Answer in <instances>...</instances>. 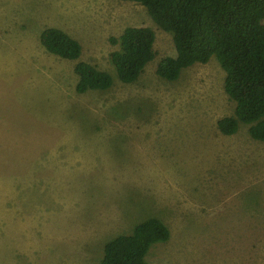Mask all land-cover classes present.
I'll list each match as a JSON object with an SVG mask.
<instances>
[{
    "label": "rangeland",
    "instance_id": "374dc122",
    "mask_svg": "<svg viewBox=\"0 0 264 264\" xmlns=\"http://www.w3.org/2000/svg\"><path fill=\"white\" fill-rule=\"evenodd\" d=\"M127 26L155 33V57L124 83L109 60ZM48 27L81 45L48 52ZM170 33L131 0H0V264H99L105 242L148 217L169 228L151 264H264V141L217 120L235 103L216 57L176 80ZM77 61L112 77L76 91Z\"/></svg>",
    "mask_w": 264,
    "mask_h": 264
},
{
    "label": "trees",
    "instance_id": "16d2710c",
    "mask_svg": "<svg viewBox=\"0 0 264 264\" xmlns=\"http://www.w3.org/2000/svg\"><path fill=\"white\" fill-rule=\"evenodd\" d=\"M146 7L154 23L172 36L174 56H163L155 72L162 79L176 80L181 71L216 57L224 70L223 88L235 103L232 115L217 120L219 131L235 133L239 122L248 133L264 141V0H131ZM118 48L109 60L119 80L135 81L155 57V33L148 26H127L110 37ZM44 48L61 58L76 60L81 45L65 31L48 27L41 32ZM76 91L105 90L112 84L106 71L77 61ZM169 228L157 217L137 223L128 234L112 237L103 246L99 264H151L146 260L151 246L167 241Z\"/></svg>",
    "mask_w": 264,
    "mask_h": 264
}]
</instances>
